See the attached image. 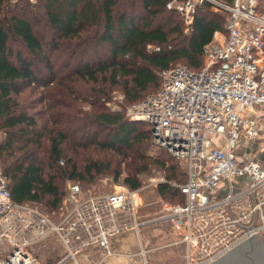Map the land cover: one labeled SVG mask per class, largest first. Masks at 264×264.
<instances>
[{
  "label": "built area",
  "instance_id": "built-area-1",
  "mask_svg": "<svg viewBox=\"0 0 264 264\" xmlns=\"http://www.w3.org/2000/svg\"><path fill=\"white\" fill-rule=\"evenodd\" d=\"M204 5L226 21L205 44L203 65L161 69L159 89L127 108L183 166L184 201L148 218L138 190L95 194L69 180L53 218L13 201L0 165V264H151L149 254L161 247H181V264H211L250 239L264 241V159L238 151L249 139L264 140L254 115L264 105V0L167 2L187 30ZM157 221L170 224L173 238L150 248L142 231ZM47 242L60 249L41 260L35 252Z\"/></svg>",
  "mask_w": 264,
  "mask_h": 264
},
{
  "label": "trees",
  "instance_id": "trees-1",
  "mask_svg": "<svg viewBox=\"0 0 264 264\" xmlns=\"http://www.w3.org/2000/svg\"><path fill=\"white\" fill-rule=\"evenodd\" d=\"M168 1L0 0V163L13 201L36 204L55 218L66 193L64 179L81 184L112 170L111 162L97 159L79 166L78 149L129 152L152 139L149 125L131 120L125 106L159 89L161 69L182 59L201 67L205 44L226 21L204 5L186 31ZM73 79L92 86L76 96ZM105 82L119 86L118 108L108 106ZM28 87L45 88L35 101L42 108L20 100ZM77 99L91 108L84 110ZM169 156L159 162L166 180L157 192L181 203L179 184L187 174ZM129 171L123 181L136 190L141 181L136 170Z\"/></svg>",
  "mask_w": 264,
  "mask_h": 264
},
{
  "label": "rangeland",
  "instance_id": "rangeland-1",
  "mask_svg": "<svg viewBox=\"0 0 264 264\" xmlns=\"http://www.w3.org/2000/svg\"><path fill=\"white\" fill-rule=\"evenodd\" d=\"M186 31H188L186 29ZM187 61L182 59L177 63H186ZM61 76V75H60ZM105 85L109 86L111 89V100L108 102V106L111 109H115L119 107L117 96L121 94L119 86H111L110 82H105ZM73 87V90L76 91L74 93L76 96L81 92H85L89 88H91L92 84L90 82H86L81 79H73L70 84ZM45 88H35L28 87L23 90L20 94L19 98L22 102L29 101H37L40 97L41 92H43ZM156 90L150 91L148 95L155 93ZM70 95V101H74L73 95ZM78 105H80L84 110H89L91 106L87 102H82V100L77 99L75 101ZM35 108L40 109L43 107L42 103L35 102ZM126 107V113L127 108ZM254 115L258 120V127L262 128L264 131V105L258 106L255 110ZM129 117V116H128ZM141 128H146L145 125L140 126ZM4 137V133L0 131V142ZM139 148H134L131 151H122L121 153L114 152L112 150L99 149L98 147L91 146L86 149H78L75 152V159L79 162V166H83L85 163L89 162L90 159H97L102 164L110 163L112 170H106L96 176L93 181H81V186L85 190H89L95 194H103V193H111L116 190H120L123 187H128L123 178L130 173L131 170L137 171V176L141 181V186L136 189L139 191L141 195V200L143 203L142 206V215L147 216L148 218H154L162 213L163 207L170 203L174 204L176 199L171 198H163L157 192V186L159 183L164 182L166 180L164 166H161L159 163L163 158L170 157L169 153L158 146H156L153 142V138L151 140L146 141V144L138 146ZM264 140H247L242 142L239 145L238 151L239 155L242 156L244 153H248L250 158L264 159ZM171 158V157H170ZM176 161L175 159H173ZM1 165V163H0ZM143 165L147 167V169L142 170ZM181 168L183 166L180 164ZM141 169V170H140ZM121 171L120 176L116 178L117 171ZM184 170V169H183ZM71 179L63 180V188L66 192L68 189V181ZM175 201V202H174ZM142 237L145 244L148 247H158L164 246L166 243L170 242L173 238L171 233V226L167 222H156L151 223L146 226L142 231ZM130 241L134 244H130L132 249L137 248V240L135 238L130 239ZM253 245L255 248H259L262 246L260 240L253 241ZM60 246L54 242H47L45 246H42L36 249V254L40 256L41 260H45L47 256H51L55 253V249L59 251ZM1 256V254H0ZM150 263L151 264H181L182 262V248H158L155 251H152L149 254Z\"/></svg>",
  "mask_w": 264,
  "mask_h": 264
},
{
  "label": "water",
  "instance_id": "water-1",
  "mask_svg": "<svg viewBox=\"0 0 264 264\" xmlns=\"http://www.w3.org/2000/svg\"><path fill=\"white\" fill-rule=\"evenodd\" d=\"M259 248L252 247V239L232 249L211 264H264V241Z\"/></svg>",
  "mask_w": 264,
  "mask_h": 264
},
{
  "label": "flooded vegetation",
  "instance_id": "flooded-vegetation-1",
  "mask_svg": "<svg viewBox=\"0 0 264 264\" xmlns=\"http://www.w3.org/2000/svg\"><path fill=\"white\" fill-rule=\"evenodd\" d=\"M254 240H256V239H252V244L254 243V242H253ZM257 240H259V239L257 238ZM260 241H261V240H260ZM218 260H219V259H218ZM218 260H216V261H218ZM216 261H215V262H216Z\"/></svg>",
  "mask_w": 264,
  "mask_h": 264
},
{
  "label": "crops",
  "instance_id": "crops-1",
  "mask_svg": "<svg viewBox=\"0 0 264 264\" xmlns=\"http://www.w3.org/2000/svg\"><path fill=\"white\" fill-rule=\"evenodd\" d=\"M257 108H258V107H257ZM263 149H264V148H263ZM132 238H135V237H134V236H132V237H131V239H132ZM47 257H48V256H47Z\"/></svg>",
  "mask_w": 264,
  "mask_h": 264
},
{
  "label": "bare ground",
  "instance_id": "bare-ground-1",
  "mask_svg": "<svg viewBox=\"0 0 264 264\" xmlns=\"http://www.w3.org/2000/svg\"><path fill=\"white\" fill-rule=\"evenodd\" d=\"M254 241H256V240H254Z\"/></svg>",
  "mask_w": 264,
  "mask_h": 264
}]
</instances>
